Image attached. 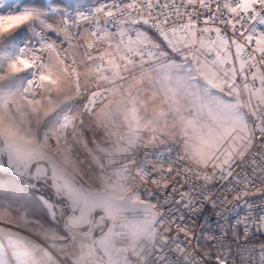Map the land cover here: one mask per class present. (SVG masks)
<instances>
[{"label":"snow or ice","instance_id":"1","mask_svg":"<svg viewBox=\"0 0 264 264\" xmlns=\"http://www.w3.org/2000/svg\"><path fill=\"white\" fill-rule=\"evenodd\" d=\"M191 2L195 3V0ZM7 6L12 7V3ZM154 7L151 0H148L149 14ZM168 7L167 3L163 5V8ZM132 8L134 9L135 5H132ZM199 8V20L193 19V16L197 15L193 9L186 14L187 23L172 27L168 23L170 14L165 15L162 9L160 16L151 19L132 17L120 20L117 22L116 31L101 25L99 21L94 27L90 26L81 31L80 25L86 24L89 18H80L74 21L75 32L72 31L73 25L67 20L59 26L47 20L48 16L62 11L55 6L44 10L26 9L18 14H4V9L0 8V37L19 29L33 19L45 29L39 33L41 39L35 51L29 54L22 50L21 55L8 64L6 72L0 74V79L5 78V75L30 74L28 87L13 101L22 122L29 113L39 122L41 117H47L55 112L62 101L70 100L72 93L75 96L85 94L81 91L83 79L86 87L93 88L86 93L87 102L83 105L85 112L92 114L97 104L105 101L109 105L114 104L115 107H108L105 110L104 118L113 112L123 110L127 113L130 131L136 132L141 127L151 125L153 142L161 140L160 134L165 131L167 125V114L160 111L153 119L142 125L137 102L139 100L143 104L140 93L145 91H150L153 98L162 95L168 111L178 117L177 131L184 140L188 158L199 167L214 169L211 174H204L202 177L199 172L187 167L183 171L191 172L197 179L202 178L205 182L217 176L220 179L232 177L233 184L227 186V192L232 193V199L240 202L234 206L233 211L241 205L251 209L255 204L249 202L247 198L253 181L247 176L243 179L234 176L233 168L236 154L238 153L239 158L243 160L256 139L260 141V148L264 149V70L261 68L264 66V30H261L264 27V0H199ZM107 15L111 17L113 13L108 12ZM141 24L147 27H138ZM199 24L205 27H199ZM76 35L85 36L82 45L75 42ZM81 48L83 59L77 61L76 55L80 53ZM184 49L188 51L185 52ZM45 56L48 58L47 61ZM189 59L192 61L191 64L187 63ZM252 69H255V72H252ZM249 73L253 81L251 85L248 82ZM201 78L204 81L203 86L199 83ZM256 81H259V92L255 87ZM69 84L71 87H68ZM225 85L229 89L227 95L234 96L235 99H224L218 94L223 91ZM241 87L245 90L249 102L253 97L258 98L257 110L252 113L256 120L254 126L240 111L243 104L240 98ZM54 92L56 96L52 95ZM109 96L115 99L109 101ZM25 104L28 112L24 111ZM186 112L190 115L185 116ZM161 124L164 127H161ZM60 127L62 129L74 127V120L66 116ZM19 134L20 128L9 114L7 101L0 102V137L15 138ZM32 135L30 128L23 133L24 137ZM136 139L134 136L128 140L130 147L135 146ZM226 143L227 147L221 152L220 149ZM259 155L264 161V152ZM164 156V152L157 153L156 159L163 164ZM168 157V167L164 171L172 173L176 163L183 157L177 156L172 160L170 151ZM251 163L255 169L257 166L255 154ZM9 167L19 176L25 175L27 171L19 161L14 163L11 149ZM261 171H264V166H261ZM137 174L147 178L150 172L141 166L137 169ZM260 179L264 181V176ZM152 180L153 183H160L155 177H152ZM165 187L168 185L165 184ZM54 188L58 194L57 198H60L59 193L62 190L66 192L72 213L79 209V215L72 214L67 217L66 228L81 227L88 223L91 212L100 206L66 180L63 184H54ZM105 188L111 191L114 199H106L102 206L113 218L129 211L133 213L143 211L147 217V209L140 207L144 201L139 194L125 196L127 188L123 184H110L107 179ZM171 190L178 191L175 187ZM192 191L194 189L191 187L188 191H181L175 203L190 211L194 209L196 203H192L194 199L190 195ZM207 191L205 186L201 189L199 197L195 198L201 206L205 199H210L204 195ZM147 194L152 195L150 192ZM257 195L264 198V186L258 190ZM116 200L121 203H116ZM261 202L264 203V199ZM42 203L48 210L49 218L55 223L59 206L47 200H43ZM81 203L90 204L91 207L80 208ZM227 203L229 200L226 196L224 204ZM223 206L218 200H212L213 208ZM60 211L62 213L63 209ZM0 219H4L3 214H0ZM19 220L25 224L32 222L26 213H22ZM259 221L260 223L256 225L258 230H264V215L259 217ZM252 223H255V220ZM186 228L187 226H184V229ZM36 231L44 239L57 238L54 229L45 228L43 225ZM249 231L248 222H245V236L249 235ZM0 237L8 240L16 264H38L35 260L37 245L26 243L10 230L0 229ZM99 243L106 249L113 245L110 236L102 238ZM43 257L44 264H55L48 252L45 251ZM260 259L261 264H264V245L260 246ZM0 264H9L2 246Z\"/></svg>","mask_w":264,"mask_h":264},{"label":"rangeland","instance_id":"2","mask_svg":"<svg viewBox=\"0 0 264 264\" xmlns=\"http://www.w3.org/2000/svg\"><path fill=\"white\" fill-rule=\"evenodd\" d=\"M20 1L22 0H5L3 3H5V7H8L7 5L9 3L15 4L14 6H16ZM44 1L48 8H50L52 7L50 3L54 0ZM59 1H62L65 5L64 7L56 6L62 11L47 17V20L50 23L57 26L63 23L62 14L64 10H76L77 8L86 6L91 2V0ZM16 9L19 11H25L20 10L18 7H16ZM29 25H34L31 27V29H37L36 36L40 40L41 37L39 33L45 31L43 26L38 22L35 24L29 23ZM30 34H33L32 30L30 31ZM14 36H20V32L14 31ZM51 38L56 39V37ZM84 40L78 41L75 39V42L82 45ZM36 46L31 45L28 47L26 45V53H33L36 49ZM21 48L22 47L20 46L17 47L18 56L21 55ZM1 49H4L3 46H0V50ZM184 51L187 52L188 49H184ZM1 55L3 54L0 53V74H3L6 72L8 64L13 59H9L6 56L7 61H9L7 62L3 60V56ZM176 55L179 56V53ZM47 59V56H45L46 61ZM76 59L77 61H81L83 59V48H81L80 53L76 55ZM187 63L191 64V59H189ZM218 71L222 70L218 69ZM230 75L231 74L229 73V77ZM30 79V74H21L15 76L5 75V78L0 79V102L7 101L9 114L20 128V134L15 138L0 137V149H2V151H0V162L2 163L1 158H3L5 166L9 168L13 174H15L12 168L9 167V150L11 149L14 163L19 161L20 165L27 169L26 174L20 177H23L29 181L45 180L50 183L53 189H55L54 184H63V182L66 180L74 187L79 188L89 197L91 201H95L98 205H100L96 207L93 212H91L88 223L81 227L71 228H74L73 230L75 232L92 235L93 233L98 232V228L103 225L104 221L110 222L112 226L115 225L117 218L124 213H121L113 218L107 211H105L104 207L102 206L106 199H114L112 197L111 191L105 188L106 179L111 183L106 175L108 172L111 173L113 180L112 183L124 185V169L130 167L132 160H136L137 157L138 159L134 164L139 163L140 153L143 149L173 147L179 150L189 162L196 165L191 159L188 158V154L185 152L184 140L177 131L178 117L176 114L168 111V106L163 102L162 95H158L153 98L150 91H145L140 93V99L143 101V104H141L139 100L137 102V107L140 109L139 116L142 125L146 124L148 120L153 119L154 116H156V114L160 111H164L167 114V125L165 127V131L160 134L161 140L153 142V132L151 131V125L141 127L136 132L130 131L129 121L126 119L127 113L123 110L113 112L109 117L104 118L103 113L105 110L108 107H115L114 104L109 105L108 102L105 101L104 103L97 104L92 114L85 112L83 105L87 102L86 93L92 91L93 88L91 86L86 87L83 83V79L81 80V91L85 94L75 96L74 93H72V98H74H71L67 105H64V102H62L60 107L55 112L50 113L47 117H41L39 122H37V119L34 118L31 113L24 117L22 122L21 115L16 111V106L13 101L18 99L19 94L25 89V86L22 89L24 80H26V83H28ZM199 83L202 86L204 85L202 78L199 80ZM68 87H71V85L69 84ZM121 90L124 91V88ZM228 91L229 89L227 88V85H225L223 91L218 92V94L223 96L224 99H235L234 96L227 95ZM240 98L243 101L240 111L253 126L254 116L252 113L256 111L255 102L252 100L249 102V98L246 95L243 87H241ZM114 99L115 98L112 96L108 97L109 101ZM186 103L187 102H185V104ZM24 111L28 112L26 104ZM184 115L188 116L190 113L186 112ZM66 116L74 120V127H69L67 129H62L60 127L64 117ZM161 127H164V125L161 124ZM28 128L31 129L33 135L24 137L23 133ZM173 132L176 134L168 135V133ZM134 136L137 137L135 146L130 147L128 140ZM45 138L47 139L45 140ZM142 142L145 143L143 144ZM37 145H39L38 148ZM141 147L143 149L140 150L138 156L137 151ZM224 147H227V143L220 149L221 152L223 151ZM127 150L130 151L128 152ZM217 154L219 155V153ZM236 156L239 157V154L237 153ZM210 168L211 167L202 169L208 170ZM40 189L41 191L47 192V190L43 187H40ZM47 194L49 195V193ZM125 194L126 192L124 195ZM57 195L58 194L56 192L54 197L59 203L56 217L62 221L66 215L70 214V210L65 209L61 213L60 209L65 206H69V202L66 199L65 191L62 190L59 193L60 198H57ZM43 200L46 199L42 198V201ZM115 202L121 203V201L118 200ZM87 207H91V205L86 203L80 204V208ZM15 213L22 214L24 212H22L19 208L14 207L12 204L0 200V214L4 215V219H0V229L10 230L11 232L16 233L19 237L23 238L26 243L34 245L32 243H35V240L29 237L28 234L18 233L17 231L11 229L10 226L1 225L12 223L13 215ZM73 214L79 215V209H77V211ZM101 217H103V219H101ZM28 219L35 221L30 217H28ZM152 224L153 222H144L140 224L139 227L143 233H146L151 228ZM90 225L92 227L89 230ZM71 235H68V237H72ZM106 236H109V234L99 238L96 242L100 241ZM64 238L65 237L63 235L57 233V238L55 240L57 241L56 243L50 242L52 239H45L44 241L42 240L41 246H45L44 250L46 252L49 253L51 251L56 256H58L63 264H69V260L63 255L71 256V251L65 247V241V243L61 242ZM0 244H3L7 250H10L8 240L6 238L0 237ZM102 248L105 250V252L102 251ZM84 249L86 251L87 247ZM94 250L98 254L99 258L104 262V264H134L131 258L128 259L126 256L120 257L121 254L115 252V250L113 251L111 247L106 249L102 247L100 243L94 244ZM36 251H41L39 246ZM74 252L75 250L73 248L72 253ZM5 255L9 264H12L13 261L16 263L12 253L9 255L6 253Z\"/></svg>","mask_w":264,"mask_h":264},{"label":"built area","instance_id":"3","mask_svg":"<svg viewBox=\"0 0 264 264\" xmlns=\"http://www.w3.org/2000/svg\"><path fill=\"white\" fill-rule=\"evenodd\" d=\"M155 7L151 14L148 13V0H91V3L79 10L66 9L63 13V22L71 25L75 32L74 21L80 18H89L86 24H81V31H85L90 26L94 27L99 21L101 25H106L108 29L116 31L117 22L132 17L138 19H151L160 16L162 9L165 15L169 16V26H176L180 23H187V13L195 9L197 15L193 19L199 20V0L195 3L191 0H151ZM167 3L168 8H163ZM135 5V8H132ZM100 9V11H97ZM113 15L108 17L107 13ZM199 27H205L199 24ZM140 28H146V25H138ZM264 30V27L261 28ZM230 35V33H229ZM206 39L208 37H205ZM76 40L82 41L84 35H76ZM24 48H21V52ZM264 70V66H261ZM255 72V69H252ZM239 74V73H238ZM249 84L253 83L251 73H249ZM257 92L260 91L259 81H256ZM255 102V108L259 103L257 97L251 99ZM256 120H253V126ZM175 160L177 156L183 157L179 160L172 173L164 171L168 167V154ZM164 152V163L161 164L156 159V154ZM264 152L260 148V141L256 139L243 160L234 157V176L242 179L247 176L253 181L252 188L248 191V200L255 206L249 209L241 205L233 211L235 205L240 202L232 199V193L227 192V186L233 184L232 177L220 179L215 177L209 182L202 178L197 179L191 172H184V168L199 172L201 177L204 174H211L214 169H202L191 162L177 149L173 147L143 149L140 153L139 163L133 164L124 169V186L127 188L129 196L139 194L145 212H130L125 214L123 219L111 230L112 247L115 251H125L129 248L131 242V229L136 225L147 222H153L151 228L141 237L130 253L134 264H261L260 246L264 245V230H258L259 217L264 215V203L257 195L258 190L264 186V181L260 177L264 176L261 166L264 161L260 159L259 153ZM146 154H148L146 156ZM255 154L256 167L252 166L251 160ZM143 166L148 169L150 174L143 178L137 174V169ZM179 172V175H177ZM106 177L112 181V175L108 172ZM152 177L157 178L160 183H153ZM165 184L168 187H165ZM183 185L181 188L180 186ZM207 187L208 191L204 193L210 199H205L203 205L197 201L201 194V189ZM178 189L172 192V188ZM189 187L194 189L190 193L196 203V207L191 211L176 204L175 200L179 198L181 191H188ZM152 193L149 196L147 193ZM227 196L229 203L224 204ZM218 200L223 207H212V200ZM183 219H180V217ZM255 220V223H252ZM245 222H248L249 235L245 236ZM184 226H187L184 229ZM165 241H167L165 243ZM253 250V251H252ZM252 254L249 255V252ZM55 264H63L58 256L49 252ZM211 257V258H209ZM90 264H102L101 260L90 254L87 258Z\"/></svg>","mask_w":264,"mask_h":264},{"label":"crops","instance_id":"4","mask_svg":"<svg viewBox=\"0 0 264 264\" xmlns=\"http://www.w3.org/2000/svg\"><path fill=\"white\" fill-rule=\"evenodd\" d=\"M3 2H5V0H3ZM14 5L15 4H12V7L9 8V7H5V3H3L0 6V8H3L4 9V14H18V13L24 12V11L17 10L16 9V6H14ZM64 6H60V7H64ZM83 7H85V6H82L80 8H77L76 10H79V9H81ZM62 21H63V14H62ZM29 23L35 24L36 21H35V19L30 20L29 22H27L26 24H24L19 29L14 30V31H19L20 32V36H14V31H13L11 33L5 34L3 36V38L2 37L0 38V46H3V48H4V49H1L0 50V53L3 54L1 56H3V60L4 61H7L6 56L9 59H13V60L15 58H17L18 57V55H17V47H19V46L22 47V48H24V51L26 52V49H25V46L26 45L29 47L31 45L36 46V45L39 44L40 40L36 36L37 29H35V28H32L31 29V27L34 26V25L30 26ZM30 29L33 31V34H30V31H31ZM7 62H9V61H7ZM27 78H26V80H27ZM26 80H24V82L22 84V89H23L24 86H25V88L28 87V83H26ZM52 95L53 96H56V93L54 92ZM70 100H68L67 102H64V105H67ZM142 143L144 144L145 142H142ZM138 145H141V144H138ZM141 149H143V148L141 147L137 151V155L138 156H139V152H140ZM127 151L129 152L130 150H127ZM137 159H138V157H137ZM137 159L134 160V161L132 160V162H131L130 165H133L137 161ZM112 181H111V183H112ZM125 196H129L128 193H127V191H126ZM140 207L141 208H144V205L143 204H140ZM130 212L131 211L126 212V213L120 215L117 218V221L115 222V225H113V226L115 227L123 219V217L125 216V214L130 213ZM72 214L73 213L70 212L69 215H72ZM20 215H21V213H15L13 215L12 223H6V224H1V225L10 226L11 229H13L14 231H17L18 233L28 234L29 237H31L32 239H34L35 240V243H32V244L39 246V248L41 249L40 252L39 251H36L35 252V259H37L36 261L38 262V264H44L43 253L45 252V250H44L45 249L44 248L45 246H41V244H42L41 242H42V240L44 241L45 239L39 234L38 231H36V230L40 229L41 225L39 223H37L36 221H33V220H32L31 223L25 224V223H23L22 221L19 220ZM139 225H136L135 227H133L131 229V242H130L129 248L127 250H125V251H115V252L121 254L120 257L126 256L128 259L131 258L130 257V253L135 249V247H136L139 239L146 234V233H143V231L140 229ZM113 226L111 224V227L112 228H113ZM70 228H72V227H70ZM29 229H32V231H30ZM100 229H101V227L98 228V232L100 231ZM98 232L97 233H93L92 235H90V234H86L85 235V234H81L80 232H76V233H71L72 235L70 234L72 237H65L64 239H62L61 242L62 243H65L66 242L65 243V247L67 249H70V251H71L70 252L71 256L70 255H63L62 254L65 258H67L69 260V264H86V263L87 264H90V263L87 262L88 261L87 258H88V256L90 254L95 255V256H97L99 258L98 254L94 250V244L99 243V241L98 242L95 241L96 243L93 241L95 239V237L98 235ZM109 236L111 238V234L110 233H109ZM55 240L56 239H54V240L52 239V240H50V242H55L56 243L57 241H55ZM43 245H44V243H43ZM62 245H64V244H62ZM0 246L3 247V250H4V253L5 254L8 253V255H9L13 251L11 248H10V250H7L6 247L3 246V244H0ZM85 247H87V250L86 251L84 249ZM73 248H74V250H75L76 253L75 252L72 253ZM111 249L114 251V248L112 246H111ZM102 251L105 252V250L103 248H102ZM67 256H70V257H67ZM12 264H16V263H14V261H13ZM103 264H104V262H103Z\"/></svg>","mask_w":264,"mask_h":264},{"label":"trees","instance_id":"5","mask_svg":"<svg viewBox=\"0 0 264 264\" xmlns=\"http://www.w3.org/2000/svg\"><path fill=\"white\" fill-rule=\"evenodd\" d=\"M23 3V4H21ZM3 0H0V6ZM51 6H64L62 1L54 0L50 3ZM20 10H44L48 6L44 0H22L16 5ZM0 162V200L12 204L14 207L19 208L22 212L26 213L28 217L34 219L46 228H51L57 233L68 237L71 233H76L73 229L66 228L65 219L69 216L66 215L62 221L56 217L55 223L49 218L48 210L42 203V198L50 201L58 206L57 199L54 197L56 191L45 180L29 181L15 175L4 164L3 158ZM35 183V186H32ZM43 187L47 192L41 191ZM49 193V195L47 194ZM63 210H70L69 206L62 207ZM58 211V210H57ZM71 212V211H70Z\"/></svg>","mask_w":264,"mask_h":264},{"label":"flooded vegetation","instance_id":"6","mask_svg":"<svg viewBox=\"0 0 264 264\" xmlns=\"http://www.w3.org/2000/svg\"><path fill=\"white\" fill-rule=\"evenodd\" d=\"M111 224L108 221H104L103 225H101V229L98 232V235L95 238H98L99 236L103 235L104 233H106L108 231V234L111 232Z\"/></svg>","mask_w":264,"mask_h":264},{"label":"water","instance_id":"7","mask_svg":"<svg viewBox=\"0 0 264 264\" xmlns=\"http://www.w3.org/2000/svg\"><path fill=\"white\" fill-rule=\"evenodd\" d=\"M32 186H35V183H33V185H32ZM65 221H66V219H65ZM91 227H92V226L90 225V227H89V230L91 229ZM89 230H88V231H89ZM107 234H108V231H107L106 233H104L103 235H101L100 237H98V238H95L94 242H95V241H97L99 238H101V237H103V236L107 235ZM85 235H86V234H85ZM94 242H93V243H94Z\"/></svg>","mask_w":264,"mask_h":264}]
</instances>
